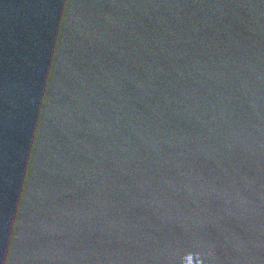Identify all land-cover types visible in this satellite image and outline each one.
I'll list each match as a JSON object with an SVG mask.
<instances>
[{
    "label": "water",
    "instance_id": "95a60500",
    "mask_svg": "<svg viewBox=\"0 0 264 264\" xmlns=\"http://www.w3.org/2000/svg\"><path fill=\"white\" fill-rule=\"evenodd\" d=\"M0 264H264V0H0Z\"/></svg>",
    "mask_w": 264,
    "mask_h": 264
}]
</instances>
